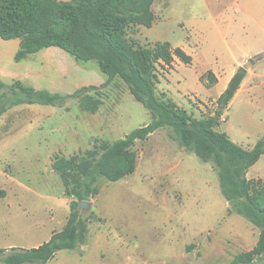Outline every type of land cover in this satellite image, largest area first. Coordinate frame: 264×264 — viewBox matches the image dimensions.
Listing matches in <instances>:
<instances>
[{
	"label": "rangeland",
	"instance_id": "obj_1",
	"mask_svg": "<svg viewBox=\"0 0 264 264\" xmlns=\"http://www.w3.org/2000/svg\"><path fill=\"white\" fill-rule=\"evenodd\" d=\"M125 37L134 49L168 41L192 56L189 64L175 57L157 65L156 86L196 117L214 113L234 53L248 73L217 128L245 148L264 136V0H151ZM19 47L20 39L0 37V81L62 99L16 105L0 117L1 249L38 246L66 225L77 199L53 167L56 156L83 155L97 140L116 141L153 119L97 60L53 46L17 62ZM134 148V173L100 177L91 209H80L91 220L86 239L47 264H231L254 249L260 229L231 210L212 162L182 147L169 127ZM256 173L264 181V155ZM243 264H264V256Z\"/></svg>",
	"mask_w": 264,
	"mask_h": 264
},
{
	"label": "trees",
	"instance_id": "obj_2",
	"mask_svg": "<svg viewBox=\"0 0 264 264\" xmlns=\"http://www.w3.org/2000/svg\"><path fill=\"white\" fill-rule=\"evenodd\" d=\"M150 5L151 0H0V37L20 39L15 54L17 62L53 46L77 60H97L109 79L120 76L153 116L149 124L134 129L124 138L113 142L97 140L94 148L83 155L56 156L53 167L67 193L77 199L73 201L71 215L61 231L53 232L39 246L0 248L4 264H47L59 251L75 249L86 239L91 222L81 212L80 201L99 193L100 177L118 181L134 173L139 157L134 146L161 127H169L171 137L182 147L202 161L214 164L221 192L231 210L260 229L254 249L236 256L231 264L249 263L255 255L264 256V181L247 176L264 155V136L252 148H245L217 128L248 69L244 65L237 69L218 97L214 113L201 117L181 108L165 93L160 95L156 86L157 65H171L175 57L189 64L192 56L181 47L173 48L168 41L138 49L129 44L125 37L127 27L141 22ZM61 99L58 94L19 81L11 85L0 81V117L16 105L37 101L54 104Z\"/></svg>",
	"mask_w": 264,
	"mask_h": 264
},
{
	"label": "crops",
	"instance_id": "obj_3",
	"mask_svg": "<svg viewBox=\"0 0 264 264\" xmlns=\"http://www.w3.org/2000/svg\"><path fill=\"white\" fill-rule=\"evenodd\" d=\"M49 48H51V47H49ZM232 56H233V65L231 66V70H230V72H229V74L227 75V78H226V81H225V84H224V86H223V88H222V90H221V92H220V95L225 91V89L227 88V86H228V84H229V82H230V80H231V78L233 77V75L236 73V71H237V69L240 67V66H242L244 63L241 61V60H239L238 58H236V56H235V54L233 53L232 54ZM217 73V77H218V81H217V84L218 83H220V81H221V79H222V76H221V72H216ZM216 84V85H217ZM243 84H244V82H243ZM243 84H242V86H243ZM242 86H241V88H242ZM241 88L239 89V91L241 90ZM238 91V92H239ZM238 92L236 93V95L238 94ZM220 95H218V96H216V97H214L215 99H217ZM235 95V96H236ZM154 134V133H153ZM263 156V155H262ZM262 158V157H261ZM260 158V159H261ZM260 161V160H259ZM258 161V162H259ZM257 162V163H258ZM256 163V164H257ZM256 164H254L250 169H249V171H248V173H247V176H248V178H250V179H258L259 177H262V176H260L259 175V173H256L255 175H252L251 174V170L252 169H254V167H255V165ZM53 234V233H52ZM52 236V235H51ZM51 238V237H50ZM48 241V240H47ZM45 242V241H44ZM43 243V242H42ZM41 243V244H42ZM39 246V245H38ZM34 247H36V246H34ZM23 248H26V247H23ZM29 248H32V247H29ZM58 254V253H57ZM57 256V255H56ZM56 258V257H55ZM54 258V259H55Z\"/></svg>",
	"mask_w": 264,
	"mask_h": 264
},
{
	"label": "water",
	"instance_id": "obj_4",
	"mask_svg": "<svg viewBox=\"0 0 264 264\" xmlns=\"http://www.w3.org/2000/svg\"><path fill=\"white\" fill-rule=\"evenodd\" d=\"M79 206L81 210H90L92 206V202L89 200H82L80 201Z\"/></svg>",
	"mask_w": 264,
	"mask_h": 264
}]
</instances>
